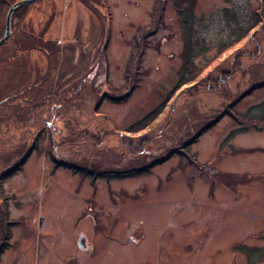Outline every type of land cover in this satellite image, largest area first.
I'll return each instance as SVG.
<instances>
[{"label": "rangeland", "instance_id": "1", "mask_svg": "<svg viewBox=\"0 0 264 264\" xmlns=\"http://www.w3.org/2000/svg\"><path fill=\"white\" fill-rule=\"evenodd\" d=\"M183 7L202 70L172 91L189 63ZM19 14L0 46V264H264V121L248 115L264 105V0H36ZM170 91L149 127L123 130Z\"/></svg>", "mask_w": 264, "mask_h": 264}, {"label": "trees", "instance_id": "2", "mask_svg": "<svg viewBox=\"0 0 264 264\" xmlns=\"http://www.w3.org/2000/svg\"><path fill=\"white\" fill-rule=\"evenodd\" d=\"M18 0H0V38L2 37L4 30H5V18H6V13L7 10L9 8V6L13 3H15ZM25 7V5H21L18 6L17 8H15L13 14H12V18H11V34L9 36V38L4 42L6 43L13 35V28L16 26V24L18 23V19L21 17V14H19L20 10H23ZM188 7H183L181 9L178 10V16L180 18V22H181V26L182 29L184 31V35H185V44H186V48H185V53L187 54V58L188 62L187 66L185 68V72H183L181 74V77L176 81V84L173 86V90H176L180 87H182L183 85L193 81L199 74V72H201L202 68H198L197 66H194L193 64V59H192V47H191V29H190V20H189V15L187 14L188 12ZM252 17H250V22H254L253 19L256 18V15H251ZM254 26V25H253ZM253 26H245L242 27V30H240L239 32H237L236 36L234 38H232L229 43L233 44V42L238 41L242 38V36L248 31L250 30ZM241 37V38H240ZM240 38V39H238ZM3 43V44H4ZM2 44V45H3ZM226 44V43H224ZM1 45V46H2ZM223 45V44H221ZM223 47V46H222ZM191 56V57H190ZM131 89L127 90L126 93L124 94V96L120 97V99H125L127 97V95H129L131 93ZM172 91H170L168 97L161 101L160 103H158L157 105H155L154 107H152L150 110H148L141 118L137 119L136 121L132 122L129 126H127L125 129H123L125 132H128L129 134H138L141 130L146 129L147 127H149V125L152 124V122L162 113V111L165 108L166 102L167 100H169V97L172 94ZM105 95V94H104ZM118 98V97H117ZM119 99V98H118ZM4 102H0V106L3 104ZM250 116V118H254L256 120H261L264 121V105H262L261 107V111L257 114H248ZM247 115V116H248ZM107 119V118H106ZM108 120V119H107ZM114 131L115 128H111ZM102 133V132H101ZM136 137H139V135H137ZM135 137V138H136ZM90 140H91V144H93L94 146L98 145V142L100 141V137H98V135L96 134V136H89ZM147 141V146L150 144V139L145 137V138H141L138 140L136 146H139L136 150L131 151V153L135 154V153H139L143 150V148L145 146H140L139 144H143V142ZM29 153V152H28ZM27 155V153H26ZM165 158V157H164ZM26 157L24 156L22 159H20L19 161H17L13 167H11V169H9L8 171H6L5 173H3V176H8L10 174H12L14 171H16L17 169L21 168L22 164L25 162ZM161 160H163V158H160L154 162L149 163L145 168H140L138 169L137 172H142L143 170L146 169V171L151 168L154 164L160 162ZM62 165L66 166L67 168H69L73 173L75 172H79L81 174H83L84 176H88L90 177L92 180H95L98 177H102V178H110V173H108L109 171H102L97 172V170H88L85 169L84 167L79 168L76 165L70 164V163H62ZM8 234V232H7ZM5 235L4 237V243L3 246H5L8 242V236L9 235ZM251 253H253L251 250H249V252H247L249 258L251 260H254L251 256ZM260 257H264V251H259Z\"/></svg>", "mask_w": 264, "mask_h": 264}, {"label": "water", "instance_id": "3", "mask_svg": "<svg viewBox=\"0 0 264 264\" xmlns=\"http://www.w3.org/2000/svg\"><path fill=\"white\" fill-rule=\"evenodd\" d=\"M35 1L36 0H18L9 6L8 11L6 13V18H5L4 34L0 38V46L9 38V36L11 34V18H12V14H13L15 8H17L18 6H21V5H27V4L33 3ZM84 243H85V236L80 235L79 241H78V247L82 248L84 246Z\"/></svg>", "mask_w": 264, "mask_h": 264}]
</instances>
